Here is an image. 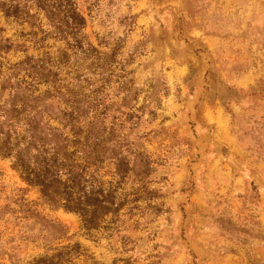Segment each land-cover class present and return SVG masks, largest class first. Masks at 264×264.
Returning a JSON list of instances; mask_svg holds the SVG:
<instances>
[{
  "label": "rangeland",
  "instance_id": "rangeland-1",
  "mask_svg": "<svg viewBox=\"0 0 264 264\" xmlns=\"http://www.w3.org/2000/svg\"><path fill=\"white\" fill-rule=\"evenodd\" d=\"M72 1L74 37L36 0L20 2L26 19L0 14V84L12 66H47L39 92L98 90L134 172L114 222L86 232L0 157V264L74 245L62 264H264V0Z\"/></svg>",
  "mask_w": 264,
  "mask_h": 264
},
{
  "label": "trees",
  "instance_id": "trees-1",
  "mask_svg": "<svg viewBox=\"0 0 264 264\" xmlns=\"http://www.w3.org/2000/svg\"><path fill=\"white\" fill-rule=\"evenodd\" d=\"M21 1L0 0V14L5 19H26ZM36 2L38 8L50 5L62 13L58 33L74 37L84 28L85 20L72 0ZM1 49L0 46V52ZM46 68L12 66L10 74L1 82L0 157L11 160V168L26 185L38 188L45 204L76 214L86 232L98 230L106 223V218L114 222L123 207L126 197L120 191L128 173L134 172V165L131 168L130 162L122 155L120 143L107 140L105 136L106 132L115 137L104 125L106 109L97 98L98 90H94L90 97L81 93L67 96L51 85L39 92L41 82L49 83ZM19 72L23 73L22 79L18 77ZM5 93L7 98L3 99ZM55 95L62 96L65 109L49 102ZM104 163L113 167L108 181H104L100 174ZM142 169L138 174L141 177L148 173L146 162ZM49 223L57 233L58 229L51 221ZM64 250L45 256L34 264L67 263L69 260L62 259L80 252L78 245L64 247Z\"/></svg>",
  "mask_w": 264,
  "mask_h": 264
}]
</instances>
